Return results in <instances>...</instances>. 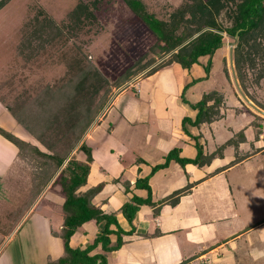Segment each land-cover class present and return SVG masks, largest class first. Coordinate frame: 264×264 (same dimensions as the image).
Masks as SVG:
<instances>
[{
    "label": "crops",
    "instance_id": "0c3cea01",
    "mask_svg": "<svg viewBox=\"0 0 264 264\" xmlns=\"http://www.w3.org/2000/svg\"><path fill=\"white\" fill-rule=\"evenodd\" d=\"M154 65L144 69L137 80L133 78L127 82L128 86L139 87V98L135 97L139 100L138 103L147 101V107H152L142 113L145 108L141 109L139 104L136 114L121 115L130 127H134L135 133L130 134V138L123 133L118 137L114 145H120L118 154L115 153V148H111L109 152V147L106 146L108 150L104 154L105 160L101 159L97 140H104V135L99 137L95 133L102 126H94L86 136L94 155L86 188L102 184L103 187L93 202L106 213L116 215L125 231L122 234L123 245L109 253V264H253L260 258L264 261V247L256 249L260 242L264 244V200L261 202L260 196L254 197L253 194L248 198L237 195L240 192L239 184L245 179L241 170L251 174L260 167V157L264 160V116L258 114L260 118L256 115L243 125L236 121L234 126L228 127L227 134H220L219 128L223 126V121L227 122L229 119L223 109L228 87L225 90L213 89L224 96L221 106L223 116L211 123L192 127V133L199 137L205 153H212L224 146L221 153H217L211 162L203 165H182L172 160L168 166L153 172V167L164 163L168 153L175 147L181 149L182 157L192 158L197 155L196 140L183 130L182 122L185 116L194 120L198 110L191 103H186L180 111L182 113L174 112L177 126L174 130V123L169 116L171 110H174L173 97L184 86L188 89L198 80L209 77L199 63H195L190 69L183 68L177 62L169 63L164 68L162 65ZM213 67L214 61L211 68ZM224 72L227 77L225 69ZM148 74L151 75L147 76ZM172 74L178 78H172ZM144 76L147 77L143 80V85ZM125 91L124 88L119 94ZM210 91L212 90L207 93ZM114 122L110 124L112 133L119 121ZM148 123L149 128H144ZM259 124H262L261 129ZM143 128L144 131L141 130ZM107 140L109 139L105 137V141ZM18 150L16 149V160L23 163ZM134 150H141L142 157L139 155L132 160V154H138ZM114 155L116 158H109ZM128 162L131 164L128 165ZM159 172L161 174L157 177ZM234 173L238 180L233 176ZM147 176L153 202L157 205H141L134 221L130 222L122 207L132 200L134 194L148 196L146 189L135 187L138 178ZM128 183L129 190L126 188ZM258 187L264 190V177L255 188ZM48 189L49 186L45 192ZM240 189L243 186L240 185ZM179 191L183 192L175 195ZM45 192L30 206L26 215H23V220L32 216ZM55 194L59 197L54 196L49 201L50 210L40 213L37 221L48 234L47 245L50 248L51 245L60 246L61 251L57 255L52 249V253L48 249V257L54 259L63 252V242L55 235L59 230L55 229L57 226L62 228L64 217V196L60 190H56ZM176 199L178 201L173 203ZM102 226L103 223L98 224L95 220L84 223L72 237L71 245L86 247L100 234ZM112 227L116 228L115 225ZM117 239L116 234L111 235L112 243L115 244Z\"/></svg>",
    "mask_w": 264,
    "mask_h": 264
},
{
    "label": "rangeland",
    "instance_id": "374dc122",
    "mask_svg": "<svg viewBox=\"0 0 264 264\" xmlns=\"http://www.w3.org/2000/svg\"><path fill=\"white\" fill-rule=\"evenodd\" d=\"M142 1L147 12L167 21H170L171 13L187 2V0ZM80 2L87 3L93 15L88 18L81 16L80 19L74 20L70 17V13ZM93 2L94 0H7L0 7V264H34L36 262L46 264L50 258L48 257L49 250L51 253L53 250L55 255L61 251H59L60 246L51 245L50 248L47 245L48 234L37 222L40 213L50 210L49 201H52L54 196L59 197L55 192L56 190L59 192L60 185L57 184L52 187L53 180L57 175L47 185L49 189L45 192L46 186L40 193L41 195L45 192L41 202L37 203L32 216L27 220V217L25 220L22 218L35 202L34 197H36L39 189L38 192L35 190L33 169L29 163L24 160L23 163H19L16 160L18 146L9 139L7 133H12L22 139L30 137L9 112L6 104L11 102L18 93L26 91L30 96L38 92L47 83L54 84L59 80L66 79L70 70V59L73 56H90L92 61L108 76L110 82H114L129 68L139 69L143 64H149V61L152 64L148 67L154 64L158 65L163 60L162 68L167 67L168 64L165 63L172 54L171 52L166 54L164 58L161 57L164 54L161 47L157 45L158 36L134 12L127 0H97L96 5H93ZM49 18L64 32L61 40L56 42L55 40L46 41L37 38L32 46L35 57L29 59L20 57L17 50L18 44L25 37L31 36L37 21H44ZM222 19L225 24H230L225 15L222 16ZM233 43V38L226 35V46L219 49L214 55L213 68L208 70L205 67L208 56L202 57V60L199 61L205 75L209 77L198 80L188 89L184 86L181 92L173 97L175 99V103H172L174 110H171L169 116L174 123L172 124L173 130L177 127L174 112L182 113L180 111L183 110L184 105L195 104L205 96L207 91L213 89L225 90L228 87V95L223 109L229 119L227 122L223 121V126L219 128L220 134H227L229 132L228 127L234 126L236 121L243 125L254 118L256 114L263 115L250 107V104L238 90L230 65V50ZM223 57L227 59L230 78L227 74L225 77ZM142 71L144 70L136 74L137 76H132L130 80L133 78L137 80ZM263 71L264 57L259 56L253 66H249L247 63L244 66V73H246L248 94L244 88L242 89L254 104L258 105V102L262 106H264V77L260 78L259 82H257V77ZM147 76L142 78L143 85L145 82L143 80ZM173 77L178 78L175 74H172ZM238 81L242 87L239 79ZM174 82L176 83L175 80ZM124 88L126 91L120 95L119 93ZM138 88L130 84L128 86L127 82L120 87L113 85L109 100L103 103L100 113L86 131L83 140L86 139L87 133L91 132L94 126V128L102 126L95 133L99 137L104 135V140H97L100 145L102 160H105L104 154L108 150L106 146L109 147V152H111V148H115V153L118 154L120 145L114 147L118 137L123 133V135L128 134V138H130V134L134 135L135 133L134 127H130L126 119L121 118V115L132 116L136 114L139 104L141 109L145 108L142 113L149 108L151 110L152 105L147 107V101L143 102L142 100L138 103L139 100L135 98H139ZM117 120L119 122L115 126V132L112 133L110 124ZM144 128L148 129L149 123ZM144 128L141 130L144 131ZM105 137L109 140L105 141ZM134 152L138 154H132V160L138 158L139 155L142 157L141 150H134ZM78 156L85 158L84 153H80ZM109 158L116 157L114 155ZM260 160V167L251 174L241 170L245 177L243 180L245 183L242 181L239 184L240 192L237 195H243L246 198L252 194L254 197L258 195L257 197L260 196L262 202L264 190L261 187L255 188L256 185H260L264 177V160L262 161V157ZM130 164L128 162V165ZM160 174L159 172L156 176L159 177ZM233 176L235 177V173ZM235 179L238 180V177ZM240 185L243 186L242 190ZM256 189L257 191H255ZM60 193L62 194L61 191ZM40 195L35 199L38 200ZM55 230L60 229L57 226ZM60 239L62 240V238ZM262 247L264 244L260 242L256 249L261 250ZM253 264H264V261L260 258Z\"/></svg>",
    "mask_w": 264,
    "mask_h": 264
},
{
    "label": "trees",
    "instance_id": "16d2710c",
    "mask_svg": "<svg viewBox=\"0 0 264 264\" xmlns=\"http://www.w3.org/2000/svg\"><path fill=\"white\" fill-rule=\"evenodd\" d=\"M6 1L0 0V7ZM127 1L158 36L157 45L164 54L161 57L164 58L172 52L165 64L177 62L183 68L190 69L195 63H199L202 57L208 56L205 67L209 70L213 65L215 53L226 46V35L234 41L238 35L239 39L234 47L235 70L241 88L248 94L244 66L247 63L253 66L259 56L264 57V0H187L183 6L171 13L170 21L161 20L147 12L142 0ZM97 3V0H94L93 5ZM90 15L92 16L93 12L85 2H80L70 13L74 20L80 19L81 16L88 18ZM223 15L230 24H225ZM63 34L50 18L37 21L31 36L25 37L18 44V55L26 59L35 57L32 47L35 39L57 42ZM163 61L156 67L163 65ZM226 61L224 58L225 71L229 77ZM151 64L149 61V64H143L139 69L129 68L114 82H110L108 76L90 56H73L66 79L54 84L47 83L30 96L26 91L18 93L6 104L9 112L30 137L22 139L7 133L9 139L18 146V156L33 169L35 190L38 192L39 189L36 197L56 175L52 187L60 185L64 196L63 224L62 228L55 232L56 236L62 238L63 252L56 259L49 258L46 264H109V253L123 245L122 234L125 231L118 223L116 215L106 213L93 202L94 197L101 191L102 184L86 188L94 155L93 148L83 137L100 113L103 103L109 100L112 86L124 85L132 76ZM262 77L264 71L259 73L257 82ZM223 101V94L212 90L193 104L198 110L194 120L189 116L183 118V130L196 140L198 152L195 157H182L181 149L175 147L168 153L166 161L156 164L152 171L168 166L172 160L182 165H203L211 162L217 153H221L224 146L212 153H205L199 137L192 133V127L211 123L223 116ZM210 102L212 103L209 104ZM257 104L264 110V106L258 102ZM261 126L262 124H259L260 129ZM80 153H84L85 158H79ZM135 187L146 189L148 196L134 194L132 200L123 205L122 210L130 222L134 221L141 205H157L153 202L149 176L138 178ZM126 188L130 189L129 183ZM181 192L183 191L176 192L175 195ZM177 201L178 199L173 203ZM92 220L98 224L103 223L100 234L84 248L73 247L72 237L84 223ZM114 225L116 228L112 227ZM112 234L118 237L115 244L111 240Z\"/></svg>",
    "mask_w": 264,
    "mask_h": 264
},
{
    "label": "water",
    "instance_id": "95a60500",
    "mask_svg": "<svg viewBox=\"0 0 264 264\" xmlns=\"http://www.w3.org/2000/svg\"><path fill=\"white\" fill-rule=\"evenodd\" d=\"M238 35L235 36V41L233 43V47L231 48L230 50V65H231V69H232V73H233V76H234V79L236 80V84L238 86V90L241 92V94L243 95V97L245 98V100L254 108L256 109L258 112H260L261 114L264 115V110L261 109L260 107H258L256 104H254L253 101H251L243 92L240 84H239V81L237 79V73H236V70H235V63H234V46L237 44L238 42Z\"/></svg>",
    "mask_w": 264,
    "mask_h": 264
}]
</instances>
